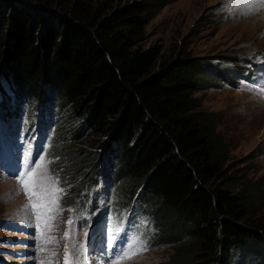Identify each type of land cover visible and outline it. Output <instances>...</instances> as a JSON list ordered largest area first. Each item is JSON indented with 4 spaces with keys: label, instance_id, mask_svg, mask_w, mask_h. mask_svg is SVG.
I'll return each instance as SVG.
<instances>
[{
    "label": "trees",
    "instance_id": "trees-1",
    "mask_svg": "<svg viewBox=\"0 0 264 264\" xmlns=\"http://www.w3.org/2000/svg\"><path fill=\"white\" fill-rule=\"evenodd\" d=\"M0 1V111L13 117L22 101L29 120L56 115L51 154L74 195L107 159L121 199L143 196L173 251L166 264L264 259L257 194L229 188L218 114L194 95L217 74L187 52L160 61L156 47H142L145 26L170 0ZM77 137L99 141L87 150Z\"/></svg>",
    "mask_w": 264,
    "mask_h": 264
},
{
    "label": "rangeland",
    "instance_id": "rangeland-1",
    "mask_svg": "<svg viewBox=\"0 0 264 264\" xmlns=\"http://www.w3.org/2000/svg\"><path fill=\"white\" fill-rule=\"evenodd\" d=\"M234 2L240 4L237 6L239 10L232 9L235 6L232 0H170L145 26L142 47H156L160 61L174 56L178 51H184L191 57L209 62L217 77L212 79L210 86L198 90L194 95L202 109L217 112L215 127L227 143L224 165L229 168L228 173L232 179L229 188L231 191L239 190L244 193L248 190L256 192L257 209H260L256 212L255 219L260 218V224L264 228V97L260 94L261 90L254 89H264V70L254 73L253 67L247 75L253 81L247 82V86L243 83L246 82L245 77L239 76L242 77L239 80L235 73L248 60L264 69V58L260 57V54L264 56V6L250 7V0ZM108 3H112L113 7L119 4L118 0H108ZM31 4L36 5L34 1ZM52 9L55 11L53 7ZM56 10L60 12L58 7ZM155 69L156 67L153 68ZM231 77L234 78L233 83L229 80ZM58 122L60 123L59 120ZM7 131V126L3 124L0 130V163L8 141L17 139L16 136L6 135ZM38 137L40 139L41 135ZM43 138L47 148L48 139L45 135ZM98 141L97 137H90L86 141L77 137L74 143L76 147L90 150L92 144H97ZM10 180L12 179L0 178V224L4 221H20L29 215L25 209L27 198L18 191L17 183ZM117 182L120 183V179ZM46 183L48 184L47 181ZM70 185L72 184L68 187ZM136 195V192H131L126 201L135 200ZM138 197L137 202L142 210L137 213L124 212L125 218L121 223L130 228L133 238L136 237L134 229L141 231L138 237L144 242L158 228L155 221H152L150 211L144 207L143 196ZM122 200L119 198V202ZM112 201L119 205L116 198ZM59 205L60 202L58 208L54 209L62 222L55 232L57 237L62 235V226L67 225L69 218L65 219L69 206L66 207L67 211H60ZM146 220H149L151 226L140 229V223ZM84 233L82 228L75 232L71 230L66 242L69 246L72 243L80 244ZM22 238L27 239V236L0 226V257L14 261L12 258H16L14 254L19 249H35L19 241ZM158 238V232H155L148 241L151 248L121 264H166L173 251L167 245L160 244ZM29 259L30 255L23 256V261ZM232 261L233 264H264V259H259L255 253L244 254L241 258L235 254Z\"/></svg>",
    "mask_w": 264,
    "mask_h": 264
},
{
    "label": "snow or ice",
    "instance_id": "snow-or-ice-1",
    "mask_svg": "<svg viewBox=\"0 0 264 264\" xmlns=\"http://www.w3.org/2000/svg\"><path fill=\"white\" fill-rule=\"evenodd\" d=\"M264 6V0H251L250 7ZM261 95H264V91L260 92ZM39 163H36L32 158L31 149L28 150L27 154L24 156L23 170H17L14 174L18 181V191H23L26 194L28 203L25 205V209L29 212L30 217L35 220H47L54 219V209L58 208L59 194L62 193V189L58 188L59 180L50 176H45L44 172L47 171L45 167V158L43 155L38 156ZM51 163V161H48ZM38 169H43V172H38ZM40 177V180H37V177ZM44 180H49L52 183V187L48 188L46 186H41ZM63 211V209H59ZM74 221L69 218L67 225L71 226ZM122 229L117 226L115 223L112 228V234L108 238V245L110 248H118L119 251L116 255V262L131 258L134 255L146 250V245L139 237L131 238L129 243V238L125 233L124 236H121ZM87 232L84 233V236L87 238ZM70 237V230L65 231L63 234L64 239ZM48 243H59L60 241L56 240L55 237H50L47 241ZM72 248L75 249H84L85 244H71ZM55 255V253H53ZM82 255V253H78ZM71 254L66 250L64 253V264H70ZM114 262V264H116ZM43 264V262H42ZM86 264V260L84 261Z\"/></svg>",
    "mask_w": 264,
    "mask_h": 264
},
{
    "label": "bare ground",
    "instance_id": "bare-ground-1",
    "mask_svg": "<svg viewBox=\"0 0 264 264\" xmlns=\"http://www.w3.org/2000/svg\"><path fill=\"white\" fill-rule=\"evenodd\" d=\"M257 20H259V19H257Z\"/></svg>",
    "mask_w": 264,
    "mask_h": 264
}]
</instances>
